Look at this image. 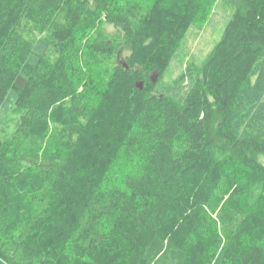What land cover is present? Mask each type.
<instances>
[{
    "label": "trees",
    "instance_id": "obj_1",
    "mask_svg": "<svg viewBox=\"0 0 264 264\" xmlns=\"http://www.w3.org/2000/svg\"><path fill=\"white\" fill-rule=\"evenodd\" d=\"M207 1L0 0V264H264V0L165 81Z\"/></svg>",
    "mask_w": 264,
    "mask_h": 264
},
{
    "label": "rangeland",
    "instance_id": "obj_2",
    "mask_svg": "<svg viewBox=\"0 0 264 264\" xmlns=\"http://www.w3.org/2000/svg\"><path fill=\"white\" fill-rule=\"evenodd\" d=\"M156 0H128L130 6L133 8L134 15L137 17L143 16L154 5ZM231 0H213L207 1L201 7L200 17L196 19V22L189 28L186 34V38L182 43V49L179 55L173 60L167 76L166 82H171L185 69L186 65L194 62L197 66L201 65L206 56L214 48V46L221 39L226 23L231 15ZM212 16L210 22L208 20ZM200 25L201 28L198 26ZM109 31H112V26H107ZM23 32L31 38L46 37L47 34H39L37 30L29 23L23 26ZM99 30V26L88 30L87 35H93ZM125 50H121V55L118 56L116 63L122 64L120 57L125 55ZM51 56L55 57V51H51ZM186 58V59H185ZM185 60L183 64L180 61ZM114 63V62H113ZM20 120V113L12 109L10 113H5L0 108V140L7 142L16 131ZM262 160V158H261ZM9 238L5 243L6 253H9L11 249L10 241L13 239L11 234H8Z\"/></svg>",
    "mask_w": 264,
    "mask_h": 264
},
{
    "label": "water",
    "instance_id": "obj_3",
    "mask_svg": "<svg viewBox=\"0 0 264 264\" xmlns=\"http://www.w3.org/2000/svg\"><path fill=\"white\" fill-rule=\"evenodd\" d=\"M126 66V65H125ZM140 88H142V84H140Z\"/></svg>",
    "mask_w": 264,
    "mask_h": 264
}]
</instances>
